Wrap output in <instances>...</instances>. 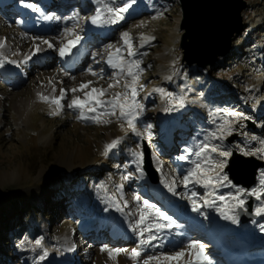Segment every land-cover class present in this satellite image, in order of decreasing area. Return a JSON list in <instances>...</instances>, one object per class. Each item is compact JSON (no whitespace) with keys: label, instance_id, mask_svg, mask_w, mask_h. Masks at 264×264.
I'll return each instance as SVG.
<instances>
[{"label":"rangeland","instance_id":"374dc122","mask_svg":"<svg viewBox=\"0 0 264 264\" xmlns=\"http://www.w3.org/2000/svg\"><path fill=\"white\" fill-rule=\"evenodd\" d=\"M245 1L246 6L241 12L243 26L234 35L231 49L209 67L188 65L181 60L179 40L183 30L180 28L179 0H103L100 4L92 0L0 2V38L4 43L0 48V213L6 214L4 220L13 217L16 211L12 210L10 201L16 197L20 201L16 209L21 208L24 212L21 225L34 221V225L24 232L16 217L12 220L13 226H6L7 231L3 224L0 226V264H143L148 257L181 250L185 255L174 264L182 261L195 264L192 250L187 249L188 242L192 240L183 238L187 225L178 223L172 213L163 211L162 204L154 203L151 196L141 195L139 190L143 185L147 189H152L153 185L144 172L141 175L136 170L131 152L143 153V142L148 146L152 167L160 177L157 186L169 190L165 177L169 182L175 179V191L167 194L170 197L175 192L186 197L192 191L199 196V185L190 184L185 188L181 183L197 157L192 154L184 161L176 157L185 154V148L195 149L225 119L231 122V133L212 143L222 144L221 150L231 153L234 150L244 158L252 157L264 162V155L260 152L244 155V152H255L262 147L259 140L264 139V0ZM126 3L130 7L124 13L125 19L118 23L116 29L113 28L114 34L110 38H96L93 33L97 31L84 28L97 12L108 13L107 8L123 7ZM40 10L49 14L54 24L48 32L36 33V42L49 35L67 39L72 36L66 30L72 29L86 51L85 60L79 66L65 68L54 56L42 64L40 59L23 57L33 42L35 32L26 28L31 21L37 24L39 14L36 12ZM21 13L27 14L30 22L22 19ZM23 21L27 23L23 24ZM125 31L131 34L137 47L140 44L138 37L142 34L154 37L139 49L141 55L137 57L143 68L140 79L143 89L138 99L144 105V112L137 122V130L142 135L137 136L127 130L126 124L122 130V121L116 117H109L111 122L107 125L78 118L79 110L68 108L67 103L73 96L83 99L84 92L81 91H67L63 109L58 115H52L55 105L42 102L38 97L44 83L52 82L50 85L55 86L56 97L61 89L78 88L88 81L92 84L84 91H90L91 87L108 88L109 75L113 70L106 64L104 50L110 44L122 47L120 36ZM7 62L14 67L16 65L13 72L11 69L4 72L3 65ZM89 69L98 75H91ZM101 69L104 70L103 78L99 75ZM6 73L14 75L8 74V77ZM122 84L123 81L120 87L110 91H123ZM159 89H163V95ZM169 96L183 97V105L177 106L176 100H169ZM20 100H25V110H20ZM229 113L240 115L233 117ZM146 125H151V128H146ZM116 137L121 138L120 143L106 152L105 145ZM252 137L257 139L252 140ZM168 140H171L170 145L174 143L172 149L163 147L169 144ZM213 155L218 156V153ZM230 156L219 157L226 160V164L222 170L216 171L226 175L235 187L230 188L225 182L223 187L205 190L201 197L195 198L200 211L193 210L192 202L183 207L204 223L210 224L212 217L211 226L216 220H227L217 207L232 202L221 201V195L228 197L236 188L250 192L261 187L264 165L257 168L254 184L245 188L232 183L228 177L226 166ZM160 165H163L162 170ZM125 176L129 178L125 179ZM178 187L179 191L176 190ZM164 189L159 191L165 192ZM210 191L215 194V202L213 206L205 207L201 200ZM134 196L140 197V203L147 200L153 205L151 211L159 209L171 216L173 226L159 233L153 230L155 239L140 244L141 237L131 227L132 222L138 219V214L133 215L137 204ZM249 196L252 195L243 196L244 201L249 200ZM209 199L206 198L207 201ZM253 204L252 213L264 204V196ZM243 209L246 210L245 207ZM237 212L238 209H233L229 215H235L236 223H239ZM102 219L113 225L119 224L131 236L126 232L129 235L127 241L110 243L107 226L103 228V234L91 226L94 221ZM230 223L235 224L233 220ZM193 224L202 227L196 222ZM241 224L247 233L260 234V241H264V215H256ZM147 237L148 233H145L143 239L147 241ZM37 240H40L39 245ZM167 241L172 243L166 245ZM260 241L252 248L259 247ZM105 247L127 249L129 252L135 248L140 256L134 258L120 253L107 261L102 250ZM212 252L204 253L211 259L209 254Z\"/></svg>","mask_w":264,"mask_h":264},{"label":"snow or ice","instance_id":"6c2138e0","mask_svg":"<svg viewBox=\"0 0 264 264\" xmlns=\"http://www.w3.org/2000/svg\"><path fill=\"white\" fill-rule=\"evenodd\" d=\"M103 2V0H101ZM130 7L129 4H125L123 7H109L107 8L108 17L104 18L99 15H96L91 18L92 24H97L101 20H104L106 23L116 24L125 19L124 13L128 11ZM67 33L72 36V39L67 40L66 43L62 44L58 51L61 56H64L71 48L75 47L79 42L80 37L76 35L72 29H67ZM140 44L137 47L133 43V37L128 31L122 32L120 40L122 42V47H116L115 45H108L104 50L107 54L106 64L112 69V73L109 75V84L108 88H96L91 87L90 91H84L85 89L90 88L92 81L86 83H81L78 88H72L70 90L61 89L58 97L56 96H46L43 94H38L39 99L42 102H46L50 105H55V110L51 113L52 115H58L59 112L63 109L64 104L62 103L67 97V91L76 93L78 91L84 92V98L81 99L79 96H73L67 107L70 109H78L79 116L78 118L82 120H89L96 124L107 125L111 121L109 117H116L117 120L122 121L120 127L123 130L124 125H127V130H130L132 133L137 136H141L137 130V122L139 118L143 115L144 105L140 103L138 96L140 91L143 89V85L140 84L141 75L143 73V68L141 67V61L137 57L141 55L139 52L140 48H143L145 44L150 43L154 37L141 35L138 37ZM49 48H52L53 45L48 41H43ZM4 47V43H0V48ZM114 49V51H113ZM91 75H98L96 72L89 69ZM101 78H103L104 70L101 69L99 73ZM170 78V77H169ZM121 81H123L122 87L123 91H110L113 88L120 87ZM51 84L52 82L49 81ZM52 91L55 92V86H52ZM163 95V89H159ZM107 97V98H105ZM175 99L177 106L183 105V97L173 98L169 96V100ZM94 114V115H89ZM233 117L239 116V113H229ZM146 128L150 129L151 125H146ZM231 122L225 119L219 127L206 135L204 140H202L195 149L185 148V154L179 155L176 157L177 160L184 161L190 159V155L194 154L197 159L192 161V167L183 175L181 183L187 188L191 185H199L205 189L225 186L235 187L228 181L226 175H222L221 172L216 171V169H223L226 164V160L219 159V157H228L232 155L230 151L221 150L222 144H213V140H222L224 135L231 133ZM252 140H256V137H252ZM121 138L116 137L110 143L105 145V151H110L115 148L120 143ZM259 144L262 146L257 148L255 152H244V155H255L256 152H260L264 155V139L259 140ZM218 153V156L213 154ZM132 157H134L135 168L137 171L143 175V169L141 167L143 153L137 150H132ZM163 165H160L162 170ZM128 179V176L124 177ZM165 183L168 184L169 191H175V179L171 182L168 181L165 177ZM260 189H253L250 192L246 191L243 188H236L235 192L230 193L228 197L221 195L219 199L221 201L229 200L232 203L224 204L221 207H217V210L225 219H231L233 222H236L235 215H229L233 209H240L244 207L245 201L243 196L252 195L255 196L257 200H261V197L264 196V172L261 173L260 179ZM198 193L192 191L187 199L192 202V207L194 211H200V208L197 207L196 197ZM133 199L137 201L135 206V213L138 214V219L132 222V230L138 236L141 237V244L152 241L155 239V236L152 235L153 230L159 233L165 230L166 228H171L172 217L167 215L165 212L156 209L154 212L151 209L154 207L147 200H144L140 203V197L134 196ZM205 206H212L209 201L204 202ZM127 205L125 204V207ZM256 215H264V204L255 209ZM151 218V220H150ZM163 221V222H161ZM145 233H148L147 241L143 239ZM36 244H40V240L36 241ZM204 245L198 241L192 240L187 244V249L192 250L191 254L195 257L196 261H200L204 258ZM107 252L110 258H115L120 253H127L132 257H139L140 252L133 248L129 252L127 249H112L105 247L102 249ZM44 255H47L45 253ZM185 255V251H176L172 255H161V256H151L143 261V264H172V262H179ZM43 259V256L41 257Z\"/></svg>","mask_w":264,"mask_h":264},{"label":"water","instance_id":"95a60500","mask_svg":"<svg viewBox=\"0 0 264 264\" xmlns=\"http://www.w3.org/2000/svg\"><path fill=\"white\" fill-rule=\"evenodd\" d=\"M181 8L179 47L182 62L197 67H209L219 56L226 55L231 49L234 35L242 25L241 12L246 6L245 0H179ZM232 138L229 139V141ZM142 168L151 182L158 180L156 170L152 167L148 146L143 142ZM243 159V160H242ZM243 161V162H242ZM226 166L228 177L234 184L250 187L256 179V172L264 162L254 158H244L232 151ZM254 197L250 196L244 206L238 209L241 221L253 217L251 213Z\"/></svg>","mask_w":264,"mask_h":264},{"label":"bare ground","instance_id":"6f19581e","mask_svg":"<svg viewBox=\"0 0 264 264\" xmlns=\"http://www.w3.org/2000/svg\"><path fill=\"white\" fill-rule=\"evenodd\" d=\"M5 1L6 0H0L1 3L5 2ZM92 1L95 2V4H100L101 3L100 0H92ZM38 14H39V16H38L39 20L36 22L37 23V28H36L35 31H37V33L48 32V30L53 27L54 20H52L50 15L49 14L47 15L44 11L40 12ZM97 15H99L101 17H104V18H107L109 14L105 13V12H97ZM177 21H178V19H177ZM22 23L26 24L27 22L23 21ZM32 25L33 24L29 25V27H32ZM114 27H115V24L106 23V22H104V20H101L97 24H92L91 20H90L87 23V25H85L84 28L86 30H90V31H97V32H99L100 36H102V35L105 36L107 34H110L111 30ZM32 37H33V42L29 45L28 50L26 51V53L23 56L24 58L36 59V58H39L40 55H42V60H44V62H45V60L48 57H53L54 56L56 58L57 62L60 64V66H63L65 68H73L74 65H76L75 60L66 61V59L64 57L66 56L67 53L64 56H61L59 54V51H58L59 47L62 44L66 43L67 40L72 39L73 37H69L68 36L69 38H67V39H60V37H58V36H50L49 35V36H46V37L44 36V39L40 40L38 42H36V40H35V38H37L36 34H33ZM45 40L48 41L49 43H51L53 45V47L49 48L46 44H44L43 41H45ZM2 41H3V38L1 37L0 38V43H2ZM42 60L40 61L41 63L43 62ZM9 64H11V62L5 63V65H8V66H9ZM17 64L20 65L19 62H17ZM3 69H4V72H9L10 71V68L5 67V66L3 67ZM6 74L10 75V73H6ZM41 94L46 95V96H55L56 90H55V92H53L51 85L44 83V86L41 89ZM19 104H20V110H25V105H26L25 100H20ZM156 166H157V164H156ZM259 175H260V172H259ZM159 185H161V183ZM158 187L159 186H157V188ZM187 216L189 217L190 214L187 213ZM222 220L214 221L213 225L208 227L205 230L206 233H207V236H208V240L207 241H210V243H211L210 246H206V247H211V249H215V246L217 244L220 245V244L223 243L222 239H221V235H222L221 233H219L220 234L219 238L221 240H219V238L217 239V233L221 232V230H223L224 232L228 231V233H230V231H233V230L236 229L237 226L234 223L233 224L230 223V221H231L230 219L223 220V221ZM105 223H107V224L104 225ZM91 225L94 226L95 230H97L98 233H100V231H101V234H103V230H104L103 228L105 226H107L106 227V229H107L106 232H108L110 234V236H115L116 238L124 237L126 239L129 236L126 233L128 231L126 230V232H125L123 227L119 226V224L118 225H113V223H110V222L106 221L105 219L104 220L102 219V221L96 220ZM226 228H227V230H226ZM235 231L244 233L245 237L249 241H251L252 245H255L256 242L260 241V234H257V235L254 236V235L249 234L246 231H242L240 229H237ZM232 242H234V241H232ZM234 246H237L239 248V252L238 253H232L230 247L224 246L223 249L220 252H216L215 253V255L217 253L220 254L221 257H219L218 259L215 258L218 254L214 258L208 259L207 255L204 253V258H202L200 261H195V264H204L203 261H207L209 263H215L216 262V264H218V262L221 263V258H226L227 260H230V261H240V259L242 258L243 254H244V251H245V249H246V247L248 245L241 244V243H238V242L235 241L234 242ZM253 251H257V250L255 249ZM103 255H104V259H106L107 261L110 260V257H109L107 252L104 251ZM223 261H224V259H223ZM187 263L189 264V261ZM187 263L182 261L181 264H187ZM172 264H174V262H172Z\"/></svg>","mask_w":264,"mask_h":264},{"label":"trees","instance_id":"16d2710c","mask_svg":"<svg viewBox=\"0 0 264 264\" xmlns=\"http://www.w3.org/2000/svg\"><path fill=\"white\" fill-rule=\"evenodd\" d=\"M17 201H18V199H16V197L14 198L13 201L12 200L10 201V205H11L12 210L16 211L13 217H11L10 219L4 220V217H5L6 214L4 215V212L0 213V226L2 227V224H3V228H5V231H7L6 226L8 227V226H13L14 225L12 223V220L15 217L19 220V225L22 224V218H23L22 216H24V212L22 211L21 208L20 209H16L18 207L19 203H20V201H18V202ZM33 222H31V223L26 222L23 225H21L20 226L21 231H23V232L27 231L30 226L34 225V224H32ZM17 224H18V221H17Z\"/></svg>","mask_w":264,"mask_h":264}]
</instances>
